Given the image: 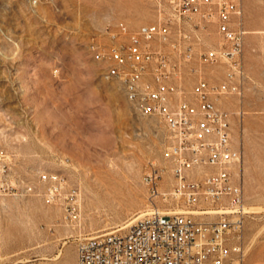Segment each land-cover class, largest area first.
Segmentation results:
<instances>
[{
  "label": "rangeland",
  "instance_id": "rangeland-1",
  "mask_svg": "<svg viewBox=\"0 0 264 264\" xmlns=\"http://www.w3.org/2000/svg\"><path fill=\"white\" fill-rule=\"evenodd\" d=\"M158 17L157 0H62L58 10L0 0V264H78L84 238L125 233L148 211L175 206L162 198L176 184L166 127L104 80L89 52L107 28ZM241 27L243 93L216 104L241 156L247 212L234 264H264V0H244ZM201 38L221 45L215 25ZM202 70L224 78V65Z\"/></svg>",
  "mask_w": 264,
  "mask_h": 264
},
{
  "label": "built area",
  "instance_id": "built-area-1",
  "mask_svg": "<svg viewBox=\"0 0 264 264\" xmlns=\"http://www.w3.org/2000/svg\"><path fill=\"white\" fill-rule=\"evenodd\" d=\"M33 10H58L62 0H25ZM158 20L130 29L107 28L89 45L101 76L117 82L135 110L166 127L167 156L176 184L163 195L171 209H153L127 232L84 238L78 264H234L243 253L246 214L240 152L228 115L216 100L241 97L246 31L244 0H157ZM216 26L218 49L202 46ZM224 65L212 82L203 67ZM196 81L186 97L184 84ZM44 180H50L43 176ZM153 197L160 196L156 178Z\"/></svg>",
  "mask_w": 264,
  "mask_h": 264
},
{
  "label": "bare ground",
  "instance_id": "bare-ground-1",
  "mask_svg": "<svg viewBox=\"0 0 264 264\" xmlns=\"http://www.w3.org/2000/svg\"><path fill=\"white\" fill-rule=\"evenodd\" d=\"M131 102V101H130ZM244 210L246 211V207L244 208ZM247 212V211H246Z\"/></svg>",
  "mask_w": 264,
  "mask_h": 264
}]
</instances>
